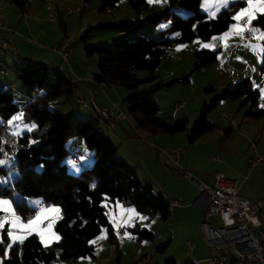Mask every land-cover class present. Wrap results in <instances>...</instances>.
Returning <instances> with one entry per match:
<instances>
[{"label":"rangeland","instance_id":"rangeland-1","mask_svg":"<svg viewBox=\"0 0 264 264\" xmlns=\"http://www.w3.org/2000/svg\"><path fill=\"white\" fill-rule=\"evenodd\" d=\"M146 1L148 2V0ZM214 1L200 0L199 10L212 17L213 12L217 14L225 8L220 0H217L218 3L214 7ZM236 1L241 0H230V4ZM257 2L258 0H254V3ZM212 5L214 9L210 10ZM244 6H247L246 2ZM100 7L101 0H30L28 10L22 14L13 0H0V66L11 73V69L15 65H24L27 60L39 62L42 58L48 60L46 64L50 62L49 65L52 70L59 66L66 76L72 77L71 79L75 82V95L72 99L58 103L53 108L62 113H68L72 110L78 119L98 117V114L92 111L93 98L99 107L113 110L116 114L119 109L114 104L120 103L122 113L124 112L126 116L123 126L129 134L125 133L121 137L125 142L130 138V144L126 143L124 148V144L114 133L113 128L110 127L109 129L108 124L103 120H100L99 128L117 145L118 155L123 151L126 152L125 149L128 147L141 155L142 158L138 162L132 161L133 163L130 162V165L135 167V163H139L138 177L143 182H151L155 193H162L169 201L172 198H179L184 203L172 208L168 220H163L159 214L149 217L147 214L137 212L132 206L116 203L119 207H129L130 214L126 217L122 208L115 210L114 204H109L106 206V213L110 222L114 226L120 225L124 229V233L117 236L116 245L108 241L104 229L93 240L95 242L92 241L96 258L86 256L72 260H59L53 264H95V260L103 261V264H209L207 259L218 255L220 250L207 243L202 228L200 225L197 226L195 212L191 209H195L192 203L174 192L180 191L189 196L192 193L195 194V191L199 193V187L194 180L198 183L200 179L208 182L210 179H214L217 173L223 171L225 176L232 180L243 179L246 171L244 166L246 159L242 154L246 153L249 142L254 141L258 153L264 156V121L245 120V108L239 110L240 101L225 100L219 102L208 116L211 122L217 124V129L202 136L192 146L188 145L187 132L169 136L164 134L153 135L143 130H136L124 102L129 91L121 87L109 86L113 87L114 92H112L107 89L108 86H105V91L102 90L101 92L96 85L97 83L92 80L89 81L93 72H97L98 58L96 55L90 57L86 55V44L80 39L83 30H87L91 25L98 23H112L134 18V12L127 0L120 1L112 9L100 10ZM174 13L186 17L189 11L176 8ZM51 17L54 19H50ZM233 23L235 22L233 21L225 32L231 31L230 26ZM169 24V21H163L155 27L137 24L129 28L126 34H121V31L112 27L95 29L89 34L88 45L92 47L103 45L114 49L116 42L124 39L133 40L138 35L156 40L173 37L177 34L176 30L165 34L161 33ZM162 25L164 27H161ZM247 29L251 32L249 39H244L242 34L241 36L230 35L226 40H222L221 37L225 33L223 32L206 41L195 40L191 43L177 44L169 49L161 64L154 71L156 78L153 83L161 80L163 84L158 91L150 96L159 108L157 117L167 121L187 118L188 126L191 127L199 116L202 102H208L214 95V93L206 92L207 87H214L215 92H217L225 84L242 77L250 78L254 86L262 85L264 87V72L260 69L261 56L264 52V28L253 24L252 28L247 27ZM205 43L211 44L213 47L205 48L203 47ZM63 47H69L71 50L66 62L57 56V52L60 55ZM200 48L211 51L219 49L216 66L198 71L193 70L197 61L194 52ZM175 53L180 56V60H171L167 57L168 54ZM236 71H242L249 76L235 75ZM143 76H145V72H140L139 77ZM184 77L188 78L187 83L182 82ZM2 78H7L8 82L12 83L15 101L20 105L27 102L28 96L38 97L43 92L38 89L24 90L21 82L15 79L12 74H9V78L4 75ZM50 78L53 79L52 71ZM171 82L173 84L169 85ZM105 92L109 94V98ZM80 98L88 107L84 108L79 105L78 100ZM259 98L264 100L261 91H259ZM176 103H182L180 109L176 108ZM86 111L92 112L86 115L84 114ZM229 124L233 126L234 134L225 143L229 152L224 158L222 150L218 148V138L222 134L223 128ZM123 129L120 130L118 125L116 131L123 132ZM14 131H19L21 133L19 136L28 133L22 124L18 126L9 125L3 141L11 143L16 139L17 136L12 134ZM66 149H68V155L64 162L67 164L68 170L74 175L82 170L78 163L72 161L74 156L81 162L89 163V167L95 160V152L89 149L79 136L70 138L66 142ZM172 151H183L179 154L178 159L181 164H188L189 169H186L188 171H181L180 174L174 169L175 165L172 167L167 162L165 153ZM216 155H220L222 159H214ZM13 158L14 164H16V157L13 156ZM4 159L7 160L8 157ZM14 164L10 161L8 165L2 166L8 168L4 178L8 177L9 168H11L12 174H20L18 168L13 167ZM73 164L79 168L78 171L73 169ZM183 174H188L189 179ZM178 177L183 180L177 179ZM244 181H247L245 186L254 193L253 199L264 210V164L253 168L249 178ZM10 182H13L12 179ZM10 182L1 183V185L7 186ZM20 197V194L14 193L9 197L0 198L12 201L14 198ZM28 203L31 206H36L35 204L40 203V200L33 198ZM53 207L59 208L56 205H48L46 209L49 215L44 216L42 214L38 221H36L38 213L30 218L36 221L33 225L34 231L31 234L40 236L39 233L44 232V239L48 241L47 245L57 241L53 234L59 236L54 229L59 214L50 210ZM0 210V218L3 220L5 217L10 218L9 213L14 211V206L8 211L2 208ZM125 218L127 219L126 223L121 222ZM114 220L115 224L113 223ZM22 222L26 223L27 220L22 219ZM44 222L49 224L44 226ZM209 222L215 228L222 226L218 216H210ZM136 224H140L142 228L153 232V239L138 240L128 229ZM22 231L19 230L18 234ZM166 242H168L167 245L162 247ZM188 243H194L196 247L190 250L187 246Z\"/></svg>","mask_w":264,"mask_h":264},{"label":"trees","instance_id":"trees-1","mask_svg":"<svg viewBox=\"0 0 264 264\" xmlns=\"http://www.w3.org/2000/svg\"><path fill=\"white\" fill-rule=\"evenodd\" d=\"M120 1L122 0H101L100 10L115 8ZM127 1L134 12L132 20L91 25L83 30L80 39L86 44V55H96L98 58V70L92 76L93 81L129 91L124 102L136 130L169 136L187 132L188 145L192 146L202 136L217 129V124L211 122L208 116L219 102L225 100H239V110L245 108V120L264 121V107L259 103V92L248 77L229 82L217 92L214 87H207L206 92L214 95L208 102H202L199 116L191 127L188 126L187 118L174 121L159 119V108L150 98L163 86L161 80L153 83L156 78L154 71L167 51L177 44L206 41L225 32L233 22V13L245 3L233 2L213 18L199 10L200 0H167L159 4H151L146 0ZM13 2L22 14H25L30 5V0ZM176 8H183L189 14L186 17L178 16L174 13ZM163 21H169L170 24L161 33L176 30V36L156 40L138 35L133 40L116 42L114 49L103 45H88L89 34L95 29L112 27L127 33L129 28L137 24L155 27ZM253 24L264 28V15L257 14ZM218 52L219 49L196 50L194 57L197 61L193 70L216 66ZM260 69H264V52ZM14 70L24 90L38 89L43 92L38 97L28 96L27 102L20 105L15 101L11 87L0 88V120L8 121L22 111L24 122L36 125L32 131L6 143L3 137L8 132L9 125L0 124V148L16 157L17 162L13 167L20 172L12 175L13 182L7 186L0 183V197L20 194V198L12 201L14 211L18 210L23 220L34 217L38 211V207L28 203L33 198L39 199L45 206H58L59 217L54 229L60 239L45 246L37 234H30L23 243L13 245L11 251L6 250L7 243H0V264H53L59 260L94 257L95 247L92 241L104 229L108 241L116 245V229L109 220L105 205L122 203L149 217L159 214L163 220L170 218V201L162 193H155L151 182H143L138 177L137 169L118 156L117 145L99 128V115L97 118L78 119L72 110L62 113L53 108L74 97L75 82L71 77L57 69L52 70L49 64L33 60H27L21 66L15 65ZM51 71L53 79L50 78ZM140 72H145V76L139 77ZM182 82L187 83L188 78L184 77ZM171 84L173 82L169 85ZM93 111L96 113L94 109ZM233 134L231 124L223 128L218 138L219 149L223 148ZM74 136L81 137L86 146L95 152L93 164L82 168L75 175L64 162L68 155L66 142ZM8 155L0 152V159ZM7 171L8 168L0 166V177L5 176ZM128 229L138 240H151L154 237L153 232L142 228L140 224ZM6 230H1V236L5 235Z\"/></svg>","mask_w":264,"mask_h":264},{"label":"built area","instance_id":"built-area-1","mask_svg":"<svg viewBox=\"0 0 264 264\" xmlns=\"http://www.w3.org/2000/svg\"><path fill=\"white\" fill-rule=\"evenodd\" d=\"M50 19H54L51 17ZM244 39L251 37V32L245 25ZM71 54L69 47H65L60 52V57L63 61H67ZM167 57L171 60H179L177 54H168ZM0 72H4L0 70ZM79 104L83 107L87 105L83 100L79 99ZM259 103L264 105V100ZM182 103H176L177 109L181 108ZM115 107L119 109L116 114L113 110L101 108L93 103V109L109 127H114L116 120H126V116L120 112L121 104L115 103ZM227 118V116H226ZM249 149L252 156L246 166L244 179L250 176L253 168L257 165L264 164V156L259 154L254 141H250ZM183 152V151H181ZM181 152L172 151L169 153L171 157H178ZM244 155V154H242ZM216 160H221V156L214 157ZM73 162L78 163V159L73 157ZM139 169V166L136 167ZM189 179L188 174H183ZM199 190L206 197L208 208L205 213V220L202 224L206 233L208 244L220 250L216 256L209 257V264H264V211L260 208L256 201L250 200L238 192V184L225 176L223 173H217L211 185L198 183ZM179 198L170 200V208L176 205L183 204ZM45 207V203H40L38 208ZM210 216H218L222 226L215 228L208 219ZM48 224L45 223L46 226ZM116 235L124 233L123 228H119ZM190 250L194 249V243H188ZM103 261L95 260V264H103Z\"/></svg>","mask_w":264,"mask_h":264},{"label":"snow or ice","instance_id":"snow-or-ice-1","mask_svg":"<svg viewBox=\"0 0 264 264\" xmlns=\"http://www.w3.org/2000/svg\"><path fill=\"white\" fill-rule=\"evenodd\" d=\"M149 3H161V2H167V0H148ZM247 6H241L239 10L235 11L233 15L231 16V19L235 22L233 23L231 27V31H227L224 33V35L221 37L222 40H226L230 35H236L241 36L246 28L245 25L250 29L253 27V20L257 18V14L264 15V0H258L257 3H254V0H241V3H245ZM220 3L225 7L230 6V0H220ZM212 17H216V13H212ZM161 27H164L163 25ZM215 39V38H213ZM203 47H213V45L205 43L203 44ZM179 50V49H178ZM264 95V93H262ZM264 107V105H262ZM24 113L21 111L17 114H15L13 117H11L8 121H2L0 120V124L7 125H19L22 124L25 131H32L36 125L35 124H26L24 123ZM13 135L19 136L21 133L19 131H14L12 133ZM32 143H36V141H32ZM0 152H3L5 155H8V153L4 152L3 148H0ZM12 162L14 164V158L11 155H8V159H0V166L8 165L9 162ZM43 167V166H41ZM73 169L78 171L79 168L73 164ZM12 172L11 168H9V175L7 178L0 177V183H7L10 182L12 179ZM94 187V185H93ZM107 206V205H105ZM119 206V205H118ZM0 208L4 209L5 211L11 210L13 208V202L9 201L8 199L0 198ZM51 211H55L59 213V208H51ZM46 211L45 209H41V212L36 215V221L40 219V216L43 214V212ZM10 218L5 217V219L0 220V230H4L5 226L7 225V230L4 236H0V243H7V251H11L13 245L19 243H23L24 239L27 235L31 234L34 231L33 225L36 223V221L32 219H28L27 222H22L21 216L18 214L17 211H11L9 213ZM143 219V218H142ZM115 224V220L113 221ZM19 230H23L18 234ZM55 240H59V236H55L53 234ZM40 239L41 242L47 246L48 241L44 239V236L42 233H40ZM95 241H93L94 243Z\"/></svg>","mask_w":264,"mask_h":264},{"label":"crops","instance_id":"crops-1","mask_svg":"<svg viewBox=\"0 0 264 264\" xmlns=\"http://www.w3.org/2000/svg\"><path fill=\"white\" fill-rule=\"evenodd\" d=\"M217 0H215L214 2H213V4H215L214 5V7L217 5ZM214 7H213V5H212V7L210 8V10L213 8L214 9ZM121 34H126V32H121ZM177 35V34H176ZM176 35H174V36H176ZM64 48V47H63ZM59 53L57 52V56H59L60 57V55H58ZM262 57V56H261ZM62 59V58H61ZM39 63H48V60H45V58H42V60H40L39 61ZM49 64H50V62H49ZM63 68V67H62ZM0 69H3L1 66H0ZM64 69V68H63ZM226 69V68H225ZM224 69V70H225ZM57 70H59V71H61V72H64V71H62V69L61 68H59V66H58V68H57ZM98 70V66H97V69H96V71ZM6 73L5 74H0V88H2V89H4V88H6V87H11L12 89H14L13 88V86H12V83L11 82H8V80H7V78L6 79H3L2 78V76L4 75V76H8V78H9V74H12V76L15 78V79H18L17 78V75H16V72H15V70H14V68L13 69H11V73L9 72H7L6 70H4ZM263 72H264V69L262 70ZM95 72H93V74H94ZM236 74L235 75H238V74H241V75H244V76H249V75H247V74H244L242 71H236L235 72ZM92 74V75H93ZM66 75V74H65ZM72 78V77H71ZM250 79V78H249ZM93 81V78H92V76L89 78V81ZM251 81V83H252V80H250ZM97 85V87L100 89V91L102 92V90H104L105 91V89H106V85H100V84H96ZM252 85H253V83H252ZM254 86V85H253ZM109 87V86H108ZM255 88H257V90H258V92L259 91H261V93H264V87L262 86V85H260V86H254ZM107 89H110L112 92H114L113 91V87H109V88H107ZM106 93V95L108 96V98H109V94L107 93V92H105ZM81 99V98H80ZM93 103H95V104H97L96 103V100H94V98H93ZM98 105V104H97ZM91 110V109H90ZM93 111V110H92ZM92 111H86V112H84V114H86V115H89L90 114V112H92ZM94 112V111H93ZM120 112H122V110H120ZM123 114H124V112H123ZM125 115V114H124ZM123 121H125V120H123V119H118V120H116V122H115V125H114V127H113V130H114V133L117 135V137H119L120 138V140H121V143L122 144H124V148H125V144L126 143H128V144H130L129 142V140H130V138H129V140H127L126 142L123 140V138L121 137V136H124V134L126 133V134H128V132L127 131H125V128H124V126H123ZM119 125V127H120V130H122L123 128V132L122 131H119L118 130V132L116 131V128H117V126ZM109 129H110V127H109ZM129 135V134H128ZM109 137V136H108ZM110 138V137H109ZM111 139V138H110ZM112 140V139H111ZM113 141V140H112ZM78 147V146H77ZM257 147V146H256ZM218 148H219V146H218ZM126 150V152L125 151H123V152H121V154H119L118 156L122 159V160H124L125 162H127L128 164H130V162H132V161H139V159H141L142 157H141V155L136 151V150H134V149H132V148H126L125 149ZM220 150H222V152H223V154H224V158H226L227 157V154H228V148H227V146H225L224 145V147L222 148V149H220ZM245 156V159H246V161L244 162V166L246 167L247 166V164H248V162H249V159H250V157L252 156V152L249 150V147H248V149H247V151H246V153L244 154ZM165 156L167 157V162L172 166V167H174V165H175V167H174V169H176L177 171H179L180 172V174H181V171H188V170H186V169H189L188 168V164L186 163H180L179 162V157H171L170 155H169V153H165ZM180 156V155H179ZM217 156V155H216ZM215 157V156H214ZM222 158V157H221ZM92 159H94V158H92ZM90 160H91V158H90ZM89 161V160H88ZM133 163V162H132ZM78 166L79 167H81V168H84V167H88L90 164L89 163H87V162H81V160H78ZM137 166H139V163H135V168L137 167ZM137 169V168H136ZM141 170V169H140ZM137 171H139V169H137ZM220 173H225L224 171L223 172H220ZM251 174V173H250ZM249 178V177H248ZM247 178V179H248ZM177 179H179V180H183V179H181V178H177ZM213 178L212 179H210V181H208V182H206L205 180L203 181L202 179H200V181H199V183H204V184H208V185H211L212 183H213ZM244 180H246V179H244V177H243V179L241 178L240 180H235L236 182H237V184H238V192H239V194L240 195H242V196H244V197H246V198H248V199H250V200H253V201H256V200H254L253 199V196H254V193L253 192H250V190L245 186V184L247 183V181H244ZM143 181V180H142ZM194 182L197 184V186H198V182H196V180H194ZM242 183H244V184H242ZM194 191H195V189H194ZM198 192L199 193H197L196 191H195V194L194 193H192V195L191 196H189V195H187V194H184V193H182V192H180V191H177V192H174V193H176L177 195H179L180 197H185V198H187V201H190L191 203H192V206H194V208L195 209H193V208H191V207H189V208H191L194 212H195V217H196V221H197V226L199 227V225H200V227L202 228V231H203V233H204V235H205V238H206V233H205V231H204V229H203V226H202V224H203V222H204V220H205V213H206V210H207V208H208V202H207V200H206V197L204 196V195H202L201 194V192H200V190L198 189ZM257 202V201H256ZM39 204L40 203H36L35 205H36V207H38L39 206ZM114 206H115V210H118L119 208H122V210H124V213H125V216L127 217L129 214H130V209H129V207L128 208H123V207H119L118 205H116V204H114ZM46 207L47 206H45V207H43V208H38V211H37V213H39V212H41V209H45L46 211H44L43 212V214H44V216H48L49 215V212L47 211V209H46ZM180 208H183V207H180ZM261 208V207H260ZM262 209V208H261ZM1 211V210H0ZM262 211H264L263 209H262ZM1 213V212H0ZM36 213V214H37ZM57 213V212H56ZM59 214V213H58ZM0 220H1V218H0ZM48 220V219H47ZM126 221H127V219L125 218V219H123L121 222H123V223H126ZM208 221H209V219H208ZM45 223V222H44ZM210 223V222H209ZM49 224V223H48ZM47 224V225H48ZM211 224V223H210ZM46 225V226H47ZM124 225V224H123ZM45 226V225H44ZM114 226V225H113ZM7 225L5 226V229H7ZM114 228L116 229V231L119 229V228H123V227H120V225L119 226H114ZM38 233V232H37ZM42 234H43V236H44V232H42ZM39 235H40V233H39ZM118 236V235H117ZM40 237V236H39ZM55 239V238H54ZM206 241H207V238H206ZM18 243V242H17ZM207 243H208V241H207ZM44 244V243H43ZM195 247H196V245H195ZM194 247V248H195ZM193 250V249H192ZM94 254H95V252H94ZM95 257V256H94ZM96 258V257H95Z\"/></svg>","mask_w":264,"mask_h":264}]
</instances>
